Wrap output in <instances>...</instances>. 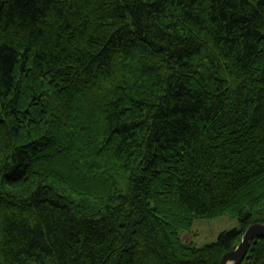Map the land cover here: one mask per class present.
<instances>
[{
  "label": "trees",
  "instance_id": "trees-1",
  "mask_svg": "<svg viewBox=\"0 0 264 264\" xmlns=\"http://www.w3.org/2000/svg\"><path fill=\"white\" fill-rule=\"evenodd\" d=\"M257 221L264 0H0V264H218Z\"/></svg>",
  "mask_w": 264,
  "mask_h": 264
},
{
  "label": "rangeland",
  "instance_id": "rangeland-1",
  "mask_svg": "<svg viewBox=\"0 0 264 264\" xmlns=\"http://www.w3.org/2000/svg\"><path fill=\"white\" fill-rule=\"evenodd\" d=\"M237 226V217L230 212L214 218H194L188 227L179 231V237L184 242H191L196 246H201L216 240L220 231Z\"/></svg>",
  "mask_w": 264,
  "mask_h": 264
},
{
  "label": "water",
  "instance_id": "water-1",
  "mask_svg": "<svg viewBox=\"0 0 264 264\" xmlns=\"http://www.w3.org/2000/svg\"><path fill=\"white\" fill-rule=\"evenodd\" d=\"M264 238V222H253L246 227L237 245L225 251L218 264H240L244 259L251 241L256 238Z\"/></svg>",
  "mask_w": 264,
  "mask_h": 264
}]
</instances>
